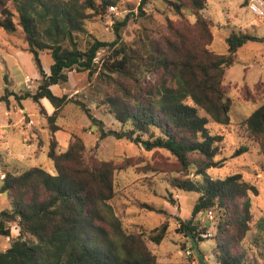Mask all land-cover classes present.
<instances>
[{"label":"trees","instance_id":"trees-1","mask_svg":"<svg viewBox=\"0 0 264 264\" xmlns=\"http://www.w3.org/2000/svg\"><path fill=\"white\" fill-rule=\"evenodd\" d=\"M148 1L140 0L137 16L145 17ZM207 1L165 0L180 17L184 11L191 14V25L176 26L167 20L163 29H143L138 39L127 43L121 30L128 26L129 17L133 19L134 12H129L113 22L114 39L89 35L80 48L76 32H86V20L105 14L118 0H0V30H21L28 45L24 50L40 76L35 91H7L0 101L10 94L17 102L25 98L49 101L51 114L41 112L51 124L47 156L55 169L54 174L39 166L3 172L0 193L8 205L0 211V234L9 237V246L0 251V264H161L146 244L145 231H126L110 203L116 193L117 171L132 166L134 156L121 162L102 159L78 134H71L66 148L60 150L53 135L58 129L54 119L67 98L52 88L65 84L67 72L73 69L92 75L97 53L104 48L111 54L97 75L109 87L107 113L123 128L103 129L102 121L81 104L100 127L93 147L107 136L132 140L135 135L140 146L152 152L142 171L169 177V203L176 201L174 195L194 194L190 214L175 223L165 218L150 230L149 240L159 244L172 228L191 241L186 248L196 251L200 264H207L200 248L205 241H210L207 253L217 264H264V218L258 229L251 222L249 193L257 189L241 173L223 178L209 175L208 170L222 166L225 159L217 158L222 135L211 134L207 127L209 119L229 123L225 70L236 61V52L244 43L264 37L232 31L225 38V53L211 50L213 23L202 12ZM40 52L49 55L47 71ZM149 73L155 74L153 81L146 80ZM242 126L264 156V103L244 118ZM247 150V145H240L233 155ZM208 212L216 217L213 224L207 220ZM11 224L18 228L14 236H10ZM210 225L213 233L208 232Z\"/></svg>","mask_w":264,"mask_h":264},{"label":"rangeland","instance_id":"rangeland-1","mask_svg":"<svg viewBox=\"0 0 264 264\" xmlns=\"http://www.w3.org/2000/svg\"><path fill=\"white\" fill-rule=\"evenodd\" d=\"M139 3L140 0H118L113 8L107 7L105 14L92 15L85 22L86 32H76L78 46L84 48L89 35L100 40L114 39L113 22L122 19L129 12H134V16L138 18L129 17L128 26L121 30L122 38L127 43L138 39L143 29L148 32L163 29L167 20L176 26H183V23L191 25L194 21V17L187 11H184L183 18L175 14L165 0H149L145 5V17H140L137 16ZM247 3L248 0L207 1L202 12L213 23V37L209 46L211 50L225 53V38L232 31L264 37V20L250 10ZM27 47L20 29L13 33L0 30V96H4L7 91L20 94L25 90L37 89L40 76L31 55L24 50ZM110 54L106 48L97 53L96 70L92 75H88L87 71L73 69L67 72L68 81L65 84L52 88L56 94L65 95L67 98V102L54 119L58 127V130L53 132L57 134V143L60 141L66 148L71 134H78L82 136L86 146L102 159L121 162L130 155L134 156L132 166L117 171L116 193L110 201L121 226L128 232L145 231L146 244L161 264H177L187 260L200 264V258L193 248L189 250V254L186 253L185 248L191 246V241L172 228L159 244L149 240L150 230L159 226L165 218L175 223L177 218L190 214L194 194L174 195L176 201L169 203L170 195L166 186L170 179L167 174L142 171L151 160L152 152L145 151L139 144L140 139L135 135L132 140L107 136L98 141L97 147H93L100 134V127L89 119L81 104L89 109L94 119L102 121L103 129L119 131L123 128L107 113L105 96L109 87L107 82L97 75ZM39 56L47 71L49 55L40 52ZM154 78V73L146 76L147 81H153ZM223 84L231 102L229 123L220 124L209 119L207 127L211 134L222 135L217 158H224L225 161L220 167L210 168L208 173L212 178L241 173L243 179L256 187L257 192H250L249 198L253 229L255 226L258 229V222L264 218V156L259 152L258 144L247 136L242 121L264 103V39L248 40L237 50L236 61L225 70ZM42 109L46 114L53 111L46 98L39 102L30 98L17 102L10 94L7 100L0 101V134L4 137L0 138V181L5 170L21 172L39 166L51 174L55 173L53 163L47 156L52 137L51 124L41 112ZM199 113L205 115L202 110H199ZM240 145H247L248 150L233 155ZM59 148L65 149L60 145ZM143 203L149 204L155 210H148ZM7 205L6 197L0 193V211ZM162 210L165 211L162 213ZM215 213L216 211L213 212ZM201 217L204 219L206 215ZM207 220L212 223L216 217ZM208 232L213 233L212 225ZM17 233V225L11 224L10 236ZM209 243L210 241H205L200 247L204 253L202 260H207V264H217L207 253ZM8 246L9 237L0 234V251H4Z\"/></svg>","mask_w":264,"mask_h":264},{"label":"built area","instance_id":"built-area-1","mask_svg":"<svg viewBox=\"0 0 264 264\" xmlns=\"http://www.w3.org/2000/svg\"><path fill=\"white\" fill-rule=\"evenodd\" d=\"M247 7L264 20V0H248ZM208 217H212L211 212H208ZM186 253L189 254V249H186Z\"/></svg>","mask_w":264,"mask_h":264},{"label":"crops","instance_id":"crops-1","mask_svg":"<svg viewBox=\"0 0 264 264\" xmlns=\"http://www.w3.org/2000/svg\"><path fill=\"white\" fill-rule=\"evenodd\" d=\"M43 99H44V98H43ZM43 101H44V100H43ZM45 105H46V104H45ZM47 107H48V105H47ZM48 109H49V108H48ZM57 130H58V129H57ZM57 130H56V131H57ZM53 135H54L55 139L57 140V137H56L57 134H56V133H53ZM0 138H4L2 134H0ZM67 140H68V138H67ZM57 141H58V140H57ZM58 143H59L60 146H62V148H65V147L63 146V144L60 143V141H59ZM64 143H67V142L64 141ZM67 144H68V143H67ZM66 146H67V145H66Z\"/></svg>","mask_w":264,"mask_h":264}]
</instances>
